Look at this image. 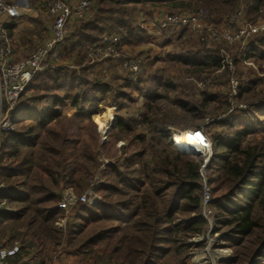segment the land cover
<instances>
[{
	"label": "trees",
	"instance_id": "16d2710c",
	"mask_svg": "<svg viewBox=\"0 0 264 264\" xmlns=\"http://www.w3.org/2000/svg\"><path fill=\"white\" fill-rule=\"evenodd\" d=\"M206 1L222 5L225 10L241 8L251 19L264 16V0ZM99 2L102 6L97 8L95 20L80 25L64 47L70 52L79 48L77 55L82 60L86 54L81 50L102 38L106 29L103 25L118 32L123 42L129 44L136 37L144 38L145 29L135 26L139 4L193 6L195 3ZM209 9L214 14L220 13L216 11L218 8ZM40 24L39 19L38 35ZM15 27L14 22L7 26L11 38ZM250 57L264 60V35L252 41L244 55L245 59ZM193 58L207 67H220L219 56L211 52L202 59ZM65 82L70 87L67 86V91L77 90L72 94L74 107L82 110L90 102L93 109L88 112L89 117L99 115L100 109H95V105L109 91L107 85L97 82L92 86L75 73H65L64 68L46 69L26 87L23 94L27 91L32 94L19 110L29 123L6 133L0 142V206L17 205L13 213L0 208V248L21 244L20 251L8 264H45L37 257L45 240L80 260L89 257L95 264L104 260L114 264H195L188 260L187 239L200 234L206 225L200 212L203 185L199 167L203 161L192 163L187 155L181 154L173 146L167 122L150 113L144 115V121L150 125L149 136H138L141 149L131 153L122 166L109 164L102 182L93 186L102 197L100 206L79 203L66 233L56 225L63 211L58 204L64 189L71 187L78 193L88 189L95 170L101 165L98 154L91 148L79 149L67 134L52 127L63 111L55 104L59 96L47 91L61 90ZM258 84V81L247 85L242 82L240 97ZM208 99L214 98L206 95L196 109L189 108L185 102L180 104L188 111L200 110ZM257 106V110L248 112L253 120L259 112H264V104ZM231 125L242 127L222 135L214 143L215 148L219 147V142L224 144V151L213 154L206 166L212 191L211 206L222 217L220 222L227 229V239L240 247L230 263L264 264L260 260L264 256V140L255 144L246 140L251 130L259 128L247 120L235 119ZM118 126L129 127L122 119ZM181 135L182 132L175 134V142ZM147 182L149 188H146ZM164 196L168 197L165 210L158 203V198ZM179 214L186 216L177 219ZM194 244L199 246V243Z\"/></svg>",
	"mask_w": 264,
	"mask_h": 264
},
{
	"label": "rangeland",
	"instance_id": "374dc122",
	"mask_svg": "<svg viewBox=\"0 0 264 264\" xmlns=\"http://www.w3.org/2000/svg\"><path fill=\"white\" fill-rule=\"evenodd\" d=\"M170 1L173 4L177 3L175 1L195 3L193 6H172L171 4H158L153 6L151 3L139 4L138 8L140 10L137 12L136 18H134L135 26L145 29L144 35H142L144 38L136 37L130 44L123 42L122 35L118 32L112 31V29L108 28L109 26L103 25L106 29H104L102 38L108 34H118L121 36V42L117 46L118 55H113L110 58L95 55L91 51L90 46L98 42L96 41L90 42L83 47L81 51L86 54V57L82 60L81 56L77 55L79 48L73 52H70L71 50H64L72 30L61 45V62L59 64H63L60 68H64L65 73H75L78 77L87 80L89 84L91 83L90 85L92 86H95L98 82L101 85H107L109 88V91L95 105V109H100L99 115L92 117L88 116V112L93 109L90 106V102L86 103L82 110L72 105V94H76L77 90L71 89V93L67 91L69 87L67 82H65L61 90L47 91L51 95L59 96L55 104L63 111L60 119L52 123V127L56 131L67 134L68 137L75 141L74 144L79 149L83 146L89 147L99 156L101 165L95 170L93 179L96 182L90 186L93 189V186L102 182L103 172L108 168L109 164H119V166H122L131 153L141 149L142 143H140L138 136H149L150 134V125L144 121V115L147 113L167 122L168 130L172 136L173 146L181 154L187 155L192 163L204 161V157L197 155L200 153L193 152L190 148H184L180 145L178 147L174 141L175 134H180L181 132L182 135L186 132L195 134V128L204 127L215 143L221 139L222 135L234 133L236 129L242 127L241 125H228L235 120V117L229 119V121H210L212 118H217L227 113L225 101L229 90V74L226 70L218 71L220 67H216L217 69H215L209 66L207 67L204 64H199L194 61L193 57L202 59L209 52L218 56L217 46L213 42H202L198 40L190 32L177 35V33L169 30L168 33L172 36L168 34V39L162 38L161 40L148 32L152 31V25L149 26L147 24L144 25L145 27L141 26L144 18L153 21L159 17L165 18L173 12H189L198 6L218 8L216 11L220 13L215 14L234 12L241 8L234 11L225 10L222 5L216 4L215 2L208 4L206 0ZM100 6H102V3L100 4L99 0H96L85 19L79 23V26L86 22L94 21L97 8ZM39 11L42 13V16L39 17L41 20L40 35L32 32V30H36L38 22H33L30 17H26L24 22L19 21V23H15L16 27L12 31L13 61L27 57L36 44L48 37L52 20L41 7ZM127 18L129 17L127 16ZM160 33L161 37L165 35L163 32ZM169 38H172V40ZM125 44L130 48L126 52L123 48ZM225 48L233 56H236L235 53L238 50L237 44L225 45ZM142 50L147 51V53L144 54L145 51L143 52ZM171 51H176V53H171ZM129 58H135L141 61L142 71L137 75L132 74L129 72V69L124 67L125 60ZM236 65L241 84L242 82L244 85L249 84L251 81L259 82L253 91L245 93L242 97L248 109L236 115V119H240L241 121L247 120L254 126H259V128L253 131L251 130L246 136V140L249 143L255 144L258 141L264 140V112H259L256 120L249 117L248 112L250 110H257V105L264 104V77H261L258 72V70L264 72V60L251 57L243 58L237 61ZM118 70L122 71L125 76L120 81L118 79L116 81L115 79L116 76L118 77V73H120ZM31 94L30 91H27L21 96L18 107L14 112L16 124L13 129L23 128L29 123L26 115L19 109L22 107L21 104H23V101H27V98ZM206 95L214 99H208L200 110L188 111L181 107L180 102H185L189 108L196 109V106H201ZM120 119L129 127L122 129L121 126H118ZM224 147L225 145L219 142L218 148L213 147V154L222 153ZM146 188H149L148 182ZM66 192L80 196L85 190L78 193L71 187H68L64 189L61 201ZM167 198V196L158 198V203L163 210L166 209ZM78 204L79 202H76L73 205H68L67 208H63L58 204L63 211L57 222L65 220L66 224L64 227H59L56 222V225L64 233L68 230V225L72 221ZM6 207H9L14 212L17 205L9 206L2 204L0 206L3 209ZM211 210L210 222L204 218L206 220L204 231L187 239V244L190 246L188 260L195 264H235L230 263V261L236 255V252H239L240 247H236L232 240L227 239L225 234L227 229L220 222L222 217L212 206ZM184 216L186 215L179 214L176 218L181 219ZM194 243H199V246H195ZM42 244V251L37 254V257L43 259L45 264L67 263H63L61 257V254L65 253H61L62 247L55 248L49 240H45ZM246 246L250 247V244L247 243ZM242 250L246 249L242 248ZM90 255L92 256L93 253L91 252ZM63 256L64 261L66 258H70L68 254H64ZM260 260L264 262V256ZM83 264L95 263L84 262Z\"/></svg>",
	"mask_w": 264,
	"mask_h": 264
},
{
	"label": "built area",
	"instance_id": "2783aa9c",
	"mask_svg": "<svg viewBox=\"0 0 264 264\" xmlns=\"http://www.w3.org/2000/svg\"><path fill=\"white\" fill-rule=\"evenodd\" d=\"M95 2L96 0H43L42 7L52 20L49 35L36 44L27 57L13 61L12 38L7 26L16 17L22 15V11L29 8V5H19L12 0H0V142L6 133L13 130L16 121L14 112L28 84L38 77L42 71L61 67V64H59L61 62V45L71 33L72 27L79 25L85 19ZM160 26L167 27L178 35L190 32L198 40L213 42L217 46L220 58L218 71L226 70L229 74V90L226 97L227 113L212 118L210 121H229L234 117L236 119L238 113L245 112L248 109L247 104L240 97L241 81L237 74L236 63L244 58L254 38L264 35V16L251 19L248 18L243 9L214 14L208 7L198 6L189 12L168 14ZM120 42V35L108 34L90 48L95 55L110 58L113 55H118L117 46ZM230 44L238 45L236 56H233L225 48V45ZM124 67L136 75L142 71L141 61L135 58L125 60ZM258 72L261 77H264L263 71L258 70ZM195 129V147L202 149V152L197 155L204 157L199 172L203 185L200 211L203 217L210 222L212 191L206 177V166L212 157L214 142L204 127ZM175 143L179 147V144ZM95 182L93 179L92 184ZM101 201L100 195L89 187L80 196L66 192L59 205L67 208L68 205L79 202L99 206ZM5 209L13 212L9 207ZM65 224V220L57 222L59 227H64ZM18 250L19 247L0 249V264H7L6 260L16 254ZM101 264L114 263L110 260H104Z\"/></svg>",
	"mask_w": 264,
	"mask_h": 264
},
{
	"label": "crops",
	"instance_id": "0c3cea01",
	"mask_svg": "<svg viewBox=\"0 0 264 264\" xmlns=\"http://www.w3.org/2000/svg\"><path fill=\"white\" fill-rule=\"evenodd\" d=\"M12 1H14L15 3H17V4H19V5H25V4H27V5H29V8H26V9H24L23 11H22V15H19L18 17H16V19L13 21L14 23H19V21H23L24 22V20L26 19V17H30L31 19H32V21L33 22H38V20H39V17L40 16H42V13H40V11H39V8L41 7V9L42 10H44L43 9V7H42V3H43V0H12ZM46 13V12H45ZM47 14V13H46ZM0 19H1V16H0ZM164 20V18H156V20H153V21H151V20H148L147 18H144L143 19V23H142V25L141 26H144V25H147V24H149V26L150 25H152L151 27H152V31H148L151 35H153V36H157L158 38H160L161 40H162V38H165V39H168V34H170V33H168L169 32V28H163V27H161L160 26V24H161V22ZM12 22V23H13ZM145 27V26H144ZM79 28V25H74L73 27H72V33H71V35L77 30ZM146 28H147V26H146ZM37 29V28H36ZM154 30V31H153ZM37 31L38 30H34L33 32H34V34H37ZM160 32H163L165 35H163L162 37H161V33ZM39 34V33H38ZM184 34V33H183ZM49 35V34H48ZM171 35V34H170ZM174 35H176V34H174ZM173 35V36H174ZM178 35V34H177ZM172 36V35H171ZM157 37H155V38H157ZM169 39H171L172 40V38H169ZM174 39V38H173ZM13 41V40H12ZM123 48H124V51L126 52V51H128V50H130V48L128 47V45H124L123 46ZM146 50V49H145ZM145 50H142L143 52L145 51ZM13 53H14V49H13ZM147 53V51H145L144 52V54H146ZM156 53V52H155ZM171 53H176V51H171ZM67 64V63H66ZM65 64V65H66ZM61 66H63V64L61 63ZM98 66V65H97ZM97 68V67H96ZM120 73H118V77L116 76V81H117V79H118V81H120L121 79H123V77H125L124 76V74H123V72L122 71H120V70H118ZM14 247H19V250H18V252L20 251V247H21V244L20 243H16V244H14L13 246H10V247H8V249H12V248H14ZM7 248V247H6ZM0 249H2V248H0ZM17 252V253H18ZM17 253L16 254H14V255H12V256H10L7 260H6V263L8 264V260H10V259H12V258H14V256H16L17 255ZM61 253H62V251H61ZM64 254H67L66 252L65 253H62L61 254V257H62V259H63V263L64 262H67L66 264H83L84 262H86V263H93V260L92 259H90L89 257L88 258H86V259H83V260H80V259H78L76 256L75 257H73L72 258V256H74L73 254H68L69 255V257L70 258H66V260L64 261ZM60 264H62V263H60Z\"/></svg>",
	"mask_w": 264,
	"mask_h": 264
},
{
	"label": "bare ground",
	"instance_id": "6f19581e",
	"mask_svg": "<svg viewBox=\"0 0 264 264\" xmlns=\"http://www.w3.org/2000/svg\"><path fill=\"white\" fill-rule=\"evenodd\" d=\"M177 142L190 148L193 150V152L201 153L202 149L196 146V141H195V134L192 133H183L180 137L177 138Z\"/></svg>",
	"mask_w": 264,
	"mask_h": 264
},
{
	"label": "water",
	"instance_id": "95a60500",
	"mask_svg": "<svg viewBox=\"0 0 264 264\" xmlns=\"http://www.w3.org/2000/svg\"><path fill=\"white\" fill-rule=\"evenodd\" d=\"M187 153V152H186Z\"/></svg>",
	"mask_w": 264,
	"mask_h": 264
}]
</instances>
